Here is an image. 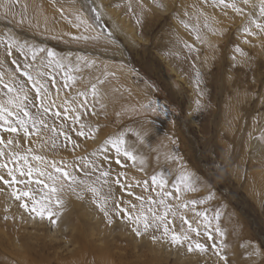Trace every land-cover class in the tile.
<instances>
[{"label":"rangeland","instance_id":"rangeland-1","mask_svg":"<svg viewBox=\"0 0 264 264\" xmlns=\"http://www.w3.org/2000/svg\"><path fill=\"white\" fill-rule=\"evenodd\" d=\"M235 2L244 15L213 0H0V72L6 82L15 73L25 83L29 110L36 113L41 103L22 75L32 63L31 48L67 58L76 77L64 87L65 71L55 65L48 69L42 83L48 88L43 103L49 111L41 109L48 127L29 137L22 131L11 134L13 150L32 149V154L70 166L78 179L107 197L109 212L106 217L93 204L90 192L80 198L65 185L57 223L20 208L37 219L25 223L10 212L6 190L0 194L5 204L0 207V264H225L213 243L223 244L227 264H264V32L252 23H264V16L260 0ZM90 7L98 9L99 21ZM196 9L204 13L198 21ZM249 26L255 34L244 31ZM10 40L23 49L8 55ZM81 56L90 62L87 66L77 63ZM97 79L103 83L97 84L94 98L91 84ZM80 92L87 93L86 101ZM150 102L167 112H153L146 107ZM81 124L85 135H79ZM121 135L137 156L135 162L118 155L109 142ZM0 136L9 138L3 130ZM93 164L109 176L101 177ZM181 174L191 177L194 191L183 186L176 191ZM154 175L167 181L163 188L152 184ZM160 192L172 193L165 200L176 211L169 217L174 230L187 229L181 220L186 217L201 232L188 235L205 244L206 251L189 252V241L172 244L155 227L137 236L117 210L118 205L139 208L137 197L147 208L148 198L159 201ZM206 227L213 230L212 240ZM217 227L222 235L214 231ZM246 244L253 247V259L243 258Z\"/></svg>","mask_w":264,"mask_h":264},{"label":"snow or ice","instance_id":"snow-or-ice-1","mask_svg":"<svg viewBox=\"0 0 264 264\" xmlns=\"http://www.w3.org/2000/svg\"><path fill=\"white\" fill-rule=\"evenodd\" d=\"M206 3L207 0H204ZM216 6H220L223 9H231L234 13L238 15H244V8L237 5L235 0H213ZM250 3V0H242L243 5ZM157 7L163 8V4H157ZM195 8V5H193ZM7 10V8H6ZM89 10L95 14L96 21L100 20V13L98 9L90 7ZM259 11L261 16H264V0H260ZM227 14V13H225ZM185 15H188L187 13ZM204 15L202 9H196V19L199 20L200 16ZM248 17H246L247 19ZM79 20V16H77ZM255 24V29L260 32H264V23L259 21H253ZM79 27V24L74 25ZM185 28L190 27L189 24H184ZM204 27H208L207 17H205ZM198 31V29H197ZM246 33L255 34L252 28L246 27L244 29ZM77 39H80L77 37ZM88 39V37H84ZM92 39H99V35L92 37ZM197 40L201 37L199 34L196 36ZM186 47H191L190 45H185ZM23 45H18L15 41L10 40L7 43V54L11 55L14 48L23 49ZM32 63L26 64L22 75L27 77V82H30L32 88L35 89L36 98L40 100V106L36 113L29 110V105L32 101L29 100L28 93L25 91V83L21 82L15 73L12 74L10 80L5 81V73L0 72V130L9 134V138L5 140L3 136H0V194H4L7 191L8 199L13 202H18V206L24 209L31 217L39 219H48L51 223H57L58 218L62 215V209L64 207L63 193L65 191V185L78 197L82 198L83 193L90 192L93 196V204L104 213L107 217L109 212L107 210V197H101L100 189H98L94 184L88 183V181L83 179H78L72 171H69L70 166L65 163L57 164L55 160H49L45 156L32 154V149H28L26 152H21L18 150H13L14 140L11 134H19L23 132L25 137L31 136L33 133H39L43 128H47L48 125L41 116V109L43 113L49 111V106H45L43 101L48 96V88L42 83V80L49 74L48 69L55 65L56 68L65 71V84L64 87H69V81L75 82L76 77L70 73L74 70L71 66V62L65 63L67 58H56V54L52 50H46L43 48H31ZM46 56L40 57L41 53H45ZM47 60V65L44 61ZM77 63L83 61L85 66L90 62L86 57H77ZM13 64H17L15 60L12 61ZM43 69V71H42ZM17 70H19V65L17 64ZM103 81L97 79V83L91 84V94L95 98L98 94L97 84H102ZM79 96L84 97L85 101L87 99L86 92H80ZM76 103V99L72 100V104ZM35 106V105H33ZM83 107V102L81 103ZM146 107L150 108L153 112L162 111L167 112L166 108H161L159 105L155 107L150 102ZM79 111V109H74ZM55 115H59L56 113ZM76 121L80 120V116L76 115L74 117ZM84 125L81 124V131L79 135H85L83 131ZM51 131H56L53 127ZM67 138V133H63ZM115 148L118 155L122 154L128 160L135 162L137 156L131 150V147H126L125 140L123 136H118L115 139L109 141ZM53 146L55 142L53 141ZM75 147V145H74ZM7 149V150H6ZM82 159V158H81ZM35 162V163H33ZM117 163L120 160L117 159ZM76 167H79L78 165ZM94 170L100 171L101 177H108L109 172L99 169V166L93 164ZM37 179H32L33 176ZM85 175H90L85 166ZM100 179V177H98ZM119 183V180L116 181ZM167 183L166 180H157L154 175L152 177V184L158 185L163 188ZM107 184L105 179L101 184V188ZM35 185V186H34ZM23 186V187H21ZM181 186L188 191H194L191 177L188 175L181 174L178 178V185L176 186V191H181ZM81 188V192L77 193L76 188ZM158 195L161 197L159 201L153 200L151 197L148 198L149 207H144L143 198L137 197L141 200L139 208L136 205H131V211L128 208L117 206L118 212H123L125 218L130 221L133 226V231L137 236L142 235L143 232H147L149 228L155 227L157 230L162 229V238L170 239V242L175 245H183L186 241L187 250L192 252L194 249L204 252L207 250L206 245L198 241L192 240V237L188 233H195L196 236H200V228L193 227L192 223L186 218L181 217L182 226L187 225L185 231L177 232L174 230L175 226L169 217H175L176 211L173 205L166 203L165 197L171 196L170 192H160ZM210 198V197H209ZM178 199V197H177ZM201 200L199 203H203ZM192 204H196L197 201H191ZM153 204H158V208L154 209L151 207ZM182 207H188L185 203ZM162 208V211H160ZM135 213V214H134ZM197 215H200L197 213ZM219 213H217V218ZM204 218L207 221V213H204ZM7 219V217H5ZM111 222V220H109ZM210 223V222H209ZM171 225V227H170ZM211 229L205 228V234L208 240L213 239ZM214 231L221 234L219 227L215 228ZM156 237H153L155 240ZM223 244L219 247L213 243L212 248L215 250V254L220 260L227 264L226 255L222 254Z\"/></svg>","mask_w":264,"mask_h":264},{"label":"bare ground","instance_id":"bare-ground-1","mask_svg":"<svg viewBox=\"0 0 264 264\" xmlns=\"http://www.w3.org/2000/svg\"><path fill=\"white\" fill-rule=\"evenodd\" d=\"M84 3V2H83ZM123 20L121 19L120 20V22H122ZM126 23V22H125ZM138 94V93H137ZM112 97V96H111ZM149 101V100H148ZM99 139V138H98ZM4 202H3V200H0V207H4ZM75 207V206H74ZM9 210H10V212H13V214L14 215H16V216H19V217H23L24 218V221L25 220H28V221H25V223L27 222V223H33V222H35L37 219H35V220H31V218L30 217H27L26 215H25V213L24 212H22L21 211V209H20V207L18 206V202H11V204L9 205ZM29 216V215H28ZM93 219V218H92ZM23 222V221H22ZM39 222V221H38ZM128 222V221H127ZM36 223V222H35ZM35 223H34V225H35ZM44 224V223H43ZM242 252H243V254H244V256H243V258L244 259H253L254 257H255V253H254V251H253V247H251L250 245H245L244 247H243V249H242Z\"/></svg>","mask_w":264,"mask_h":264}]
</instances>
